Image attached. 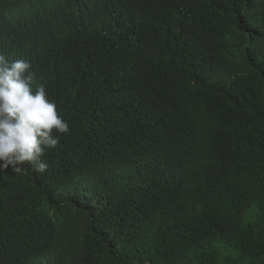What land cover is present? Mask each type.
Listing matches in <instances>:
<instances>
[{
    "label": "trees",
    "instance_id": "1",
    "mask_svg": "<svg viewBox=\"0 0 264 264\" xmlns=\"http://www.w3.org/2000/svg\"><path fill=\"white\" fill-rule=\"evenodd\" d=\"M100 2L73 39L61 0H0L71 129L0 170V264H264V0Z\"/></svg>",
    "mask_w": 264,
    "mask_h": 264
},
{
    "label": "clouds",
    "instance_id": "2",
    "mask_svg": "<svg viewBox=\"0 0 264 264\" xmlns=\"http://www.w3.org/2000/svg\"><path fill=\"white\" fill-rule=\"evenodd\" d=\"M61 2L62 8L54 19L65 18L71 38L80 39L97 32L87 25L101 10L100 0ZM31 69L28 60H10L0 52V170L11 167L12 171L20 172L23 166L31 165L36 173L43 174L48 169L44 159L47 151L56 150L61 136L71 129L44 86L34 87Z\"/></svg>",
    "mask_w": 264,
    "mask_h": 264
}]
</instances>
